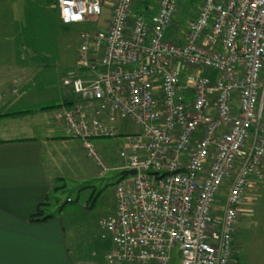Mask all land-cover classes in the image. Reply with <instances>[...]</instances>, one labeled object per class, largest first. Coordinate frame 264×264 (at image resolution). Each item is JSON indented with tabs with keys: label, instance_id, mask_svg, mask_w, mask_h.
<instances>
[{
	"label": "built area",
	"instance_id": "obj_1",
	"mask_svg": "<svg viewBox=\"0 0 264 264\" xmlns=\"http://www.w3.org/2000/svg\"><path fill=\"white\" fill-rule=\"evenodd\" d=\"M51 1L67 26L103 12L102 0ZM181 1L144 15L115 0L61 80L78 97L60 109L66 134L95 173L109 168L94 139L121 136L116 171H136L117 178L116 210L99 222L112 264H233L241 198L264 185V0H202L184 39L168 34Z\"/></svg>",
	"mask_w": 264,
	"mask_h": 264
},
{
	"label": "crops",
	"instance_id": "obj_2",
	"mask_svg": "<svg viewBox=\"0 0 264 264\" xmlns=\"http://www.w3.org/2000/svg\"><path fill=\"white\" fill-rule=\"evenodd\" d=\"M102 1L97 20L73 24L80 27L76 62L81 33L109 24L115 0ZM159 1L136 0L133 13L153 14ZM70 26L61 22L54 1L0 0V113L32 110L0 117V264H112L105 256L112 243L100 235L103 217L92 219L87 204L66 209L58 196L84 151L80 141L66 134L60 117L65 103L74 104L78 97L62 85L60 76L55 79L58 99L46 93L47 99L37 97L53 85L54 32ZM176 28L168 34L184 39L186 30ZM58 103L63 106L40 109ZM91 173L98 176L94 166ZM47 197L51 199L44 209L53 216L31 220ZM73 200L67 197L66 202ZM115 210L116 204L111 214ZM91 219L94 228L89 230Z\"/></svg>",
	"mask_w": 264,
	"mask_h": 264
},
{
	"label": "rangeland",
	"instance_id": "obj_3",
	"mask_svg": "<svg viewBox=\"0 0 264 264\" xmlns=\"http://www.w3.org/2000/svg\"><path fill=\"white\" fill-rule=\"evenodd\" d=\"M201 3L202 0L181 1L180 9L175 16L178 22L176 23L181 30L185 31L187 29L188 20L195 16ZM79 28L71 25L66 30L54 32L55 35L52 37V41L57 51V53L54 52L56 55L54 57L57 60L56 64L50 67L52 72L51 84L53 85L49 90H41L42 92L37 97L47 99L46 94H49L52 99H58L59 89L57 87L58 84L55 85V79L59 76L60 78L63 77L70 71L77 72L75 60ZM177 36L179 35H171L173 38ZM50 40L49 42L51 43ZM44 72L47 76L46 71ZM40 77L42 76L40 75ZM118 129L120 132H124L132 131L135 128L130 124H121L119 122ZM94 144L97 151L105 159L109 171L100 176H93L91 169L94 166V161L90 157L86 158V151L83 149V155L74 168L72 179L67 181L65 191H60L58 195L61 205H65L66 209L89 205L88 210H92L90 214L92 219L95 217L105 218L114 211L116 204L115 183L119 173L116 169L121 164L120 151L125 147L126 142L121 136L118 140L115 137L94 139ZM94 167L95 169L97 168L96 165ZM85 186L89 187L86 188ZM227 192L228 184H225L220 194V202H222ZM93 194H95L94 198ZM67 197L73 198L74 202H66ZM92 198L93 200L91 201ZM217 211L222 214L223 206L221 203L217 205ZM92 219L89 221L90 224L86 225L89 230L94 228ZM234 243L233 264H264V185L250 184L242 196ZM171 264H178V261L175 260Z\"/></svg>",
	"mask_w": 264,
	"mask_h": 264
},
{
	"label": "trees",
	"instance_id": "obj_4",
	"mask_svg": "<svg viewBox=\"0 0 264 264\" xmlns=\"http://www.w3.org/2000/svg\"><path fill=\"white\" fill-rule=\"evenodd\" d=\"M72 102H67V103H65L66 105H70ZM61 106H63V104L62 103H58V104H50V105H45V106H43V107H41L40 109L41 110H47V109H53V108H59V107H61ZM32 110L31 109H25V110H20V111H16V112H8V113H0V117H4V116H10V115H24V114H26V113H30ZM123 177V175H120V174H117V178L119 179V178H122ZM117 178H116V181H117ZM86 188L87 187H89V186H85ZM84 187V188H85ZM100 195V194H99ZM95 197V194H93V198ZM93 198L91 199V201L93 200ZM50 197H47V201L46 202H44L42 205H41V207L37 210V212L31 217V220H33V221H42V220H47V219H49V218H51L52 216H53V214H47L46 212H45V205H47L48 206V204H49V202L48 201H50ZM71 201V200H70ZM69 201V202H70ZM73 202H74V200H73Z\"/></svg>",
	"mask_w": 264,
	"mask_h": 264
},
{
	"label": "water",
	"instance_id": "obj_5",
	"mask_svg": "<svg viewBox=\"0 0 264 264\" xmlns=\"http://www.w3.org/2000/svg\"><path fill=\"white\" fill-rule=\"evenodd\" d=\"M136 171L135 170H129V171H123L120 173V175H125V174H135Z\"/></svg>",
	"mask_w": 264,
	"mask_h": 264
}]
</instances>
